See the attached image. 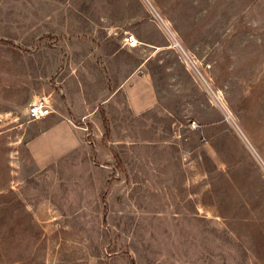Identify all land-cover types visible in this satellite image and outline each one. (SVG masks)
Wrapping results in <instances>:
<instances>
[{
  "label": "rangeland",
  "instance_id": "374dc122",
  "mask_svg": "<svg viewBox=\"0 0 264 264\" xmlns=\"http://www.w3.org/2000/svg\"><path fill=\"white\" fill-rule=\"evenodd\" d=\"M126 33L151 107L121 90L33 158L64 57ZM0 264H264V0H0Z\"/></svg>",
  "mask_w": 264,
  "mask_h": 264
},
{
  "label": "crops",
  "instance_id": "0c3cea01",
  "mask_svg": "<svg viewBox=\"0 0 264 264\" xmlns=\"http://www.w3.org/2000/svg\"><path fill=\"white\" fill-rule=\"evenodd\" d=\"M134 48L125 45L119 48L113 42H98L96 45L87 42L85 53L83 50H79L80 53L75 54L72 53L75 51L73 50L64 57L69 59L68 62L71 64L69 72L70 69L72 71L80 70L82 71L81 77L79 78L76 74L66 76V85H62L61 94L51 88L39 92L40 98L37 100L45 99L55 114L51 115L53 118H50V121H47L46 117L38 119L42 120L40 121L41 125L49 123L26 141V149L33 158L36 154L33 146L40 141L44 142L45 140L42 141L44 137L55 134L58 129L59 132L67 133L68 141H71L74 121H83L93 117L105 103L111 101L121 90L126 94L128 103H130V95L133 92H138L139 102H137L138 106L135 110L143 111L151 107L148 78L145 73H142V63L136 64L133 57ZM127 58L131 60L129 61ZM78 63H80L79 67ZM65 69L67 68L65 67ZM136 82L141 86L135 87ZM68 87L71 88V91L68 90ZM131 99H133L132 96ZM75 103L77 108L79 107L78 110L73 105ZM129 107L134 111L131 104ZM42 151L46 152L45 149Z\"/></svg>",
  "mask_w": 264,
  "mask_h": 264
},
{
  "label": "built area",
  "instance_id": "2783aa9c",
  "mask_svg": "<svg viewBox=\"0 0 264 264\" xmlns=\"http://www.w3.org/2000/svg\"><path fill=\"white\" fill-rule=\"evenodd\" d=\"M123 45L132 48L138 45V41L132 34L126 33L123 37ZM52 108L45 99H39L36 102L30 104L27 109V115L31 120H38L46 117Z\"/></svg>",
  "mask_w": 264,
  "mask_h": 264
}]
</instances>
